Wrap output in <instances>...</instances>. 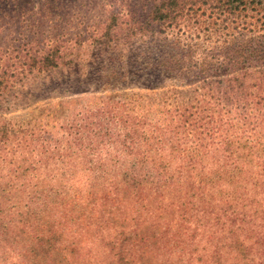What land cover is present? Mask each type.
I'll list each match as a JSON object with an SVG mask.
<instances>
[{
  "label": "rangeland",
  "instance_id": "374dc122",
  "mask_svg": "<svg viewBox=\"0 0 264 264\" xmlns=\"http://www.w3.org/2000/svg\"><path fill=\"white\" fill-rule=\"evenodd\" d=\"M151 1L18 0L0 23L1 41L45 36L65 49L0 119L21 131L0 151L16 154L0 168V235L13 242L31 223L51 247L24 245L0 264H264L262 125L190 119L212 92L144 72L152 40L132 34L131 11L143 23ZM105 25L114 38L95 39ZM97 182L102 203L89 199Z\"/></svg>",
  "mask_w": 264,
  "mask_h": 264
},
{
  "label": "trees",
  "instance_id": "16d2710c",
  "mask_svg": "<svg viewBox=\"0 0 264 264\" xmlns=\"http://www.w3.org/2000/svg\"><path fill=\"white\" fill-rule=\"evenodd\" d=\"M17 1L0 0V23L22 10L13 4ZM142 6L139 12L144 14V22L135 21L137 12L131 11V31L135 38L149 35L152 40L145 50L149 58L144 72L149 71L155 78L172 75L185 86L199 84V91L212 92V105H206L205 95H200L198 106L190 110V119L219 121L233 127L236 121L252 116L256 123L260 121L264 132V0H152L150 5ZM145 23L147 26L142 27ZM2 28L0 26V35ZM114 30L105 25L94 32L95 39L99 35L102 39H113ZM157 39L162 45L154 44ZM62 48L56 46L55 38L45 36L39 40L26 37L0 40V119L29 100L30 95L22 90L33 75L58 68V61L65 52ZM150 84L156 86L153 82ZM177 116L180 125L181 115ZM18 134L20 130H8L0 120V151H7L10 136ZM3 156L7 155H0V168L5 164L14 166L16 154L11 159ZM92 188L89 199L105 202L103 197L96 196L100 184L97 182ZM112 193L111 189L108 196ZM35 197L34 194L28 196ZM27 227L30 232L23 238L17 235L13 242L0 235V260L12 253L18 256L20 253L15 250L24 245L50 249V240L35 235L36 225L30 223Z\"/></svg>",
  "mask_w": 264,
  "mask_h": 264
}]
</instances>
